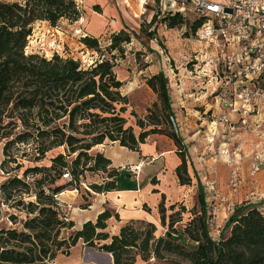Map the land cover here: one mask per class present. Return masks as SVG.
<instances>
[{
    "label": "trees",
    "instance_id": "obj_1",
    "mask_svg": "<svg viewBox=\"0 0 264 264\" xmlns=\"http://www.w3.org/2000/svg\"><path fill=\"white\" fill-rule=\"evenodd\" d=\"M81 17L78 0L0 1V145L4 156L0 172L9 174L0 184V220L4 208L16 210L7 217L15 226L0 228V264H52L58 253L69 254L68 250L79 240L93 247L103 241L99 249L111 255L112 264H135L138 255L144 260L171 258L175 264H264V214L260 208L239 207L226 224L229 234L214 240L201 185L199 211L182 233L174 226L182 221L185 206L174 203L169 209L173 211L180 205V210L167 216L162 200L161 223L168 225L164 236L155 237L152 223L144 222L147 228L143 230L132 221L110 238L106 231L112 217L109 210L100 213L95 222H85L74 234L61 236L74 222L63 214L58 195L70 187L81 189V178L85 179L86 172L106 175L104 183L90 184L94 193L116 188L120 169L113 168L102 152L94 151L106 140L139 151L149 135H167L179 148L177 178L181 185L191 183L186 145L169 120L175 113L163 71L146 80L161 102V113L151 114L147 123L138 120L142 130L138 135L127 125L124 113L128 98L122 94L123 82L114 70V55L108 54L113 50L123 53V43L131 41L128 32L122 29L113 33L105 50L98 38L83 37L82 42L101 55L87 67L80 60L58 53H26L35 23L55 26L62 20L75 22ZM203 21L204 17H198L192 23V35ZM155 22L156 15L150 23ZM162 23L174 29L183 27L186 20L180 11H170L163 15ZM164 123L170 129L163 127ZM22 159L30 164L25 165ZM66 174L71 180L62 182ZM89 205L91 201L84 208Z\"/></svg>",
    "mask_w": 264,
    "mask_h": 264
},
{
    "label": "rangeland",
    "instance_id": "obj_2",
    "mask_svg": "<svg viewBox=\"0 0 264 264\" xmlns=\"http://www.w3.org/2000/svg\"><path fill=\"white\" fill-rule=\"evenodd\" d=\"M0 1L13 2L19 0ZM126 1L78 0L82 17L75 22L62 20L55 26L47 22L35 23L32 34L29 36L26 53H41L46 56L58 53L63 57L80 60L83 66L87 67L96 60H99L101 55L97 51L89 49L82 42L83 37L89 34L98 38L100 47L105 50L111 43L113 33H118L122 29L128 32L131 35V41L123 43V53L113 50L108 55H114L113 60L116 61L114 70L118 79L123 82L121 88L122 94L128 98L127 110L124 113L127 125L132 126L137 135L142 131L137 124L138 120L144 119L145 123H147L151 120L149 118L151 114L159 115L161 113V102L146 84V80L151 75L159 72L156 68L158 63L165 67L167 70L166 75H168V93L175 113L174 117H170L169 120L172 123V129L181 135L186 145L188 173L191 179V183L186 185H181L178 179L180 186H191L187 201L177 202L183 204L186 208L185 212L181 215L182 221L177 222L174 226V229L182 233L187 222L194 216V213L199 211V185L203 187L207 205L213 204L215 195L204 190L205 184H203V181L215 180L217 191L220 192V195L225 196L222 189L226 187L235 189L230 185L232 168L240 167V164L237 163L236 166L233 160L235 154H239L242 158L246 159V162L250 160V156L253 160L255 154L262 155L264 160V142H262L264 141V117H249L252 113L258 115V109H262L264 105L259 104L258 101H249L247 105L253 112L243 114L239 111L241 115H238L233 120H231V117L230 119L227 117L228 120L224 121L217 113L215 115H212L211 112L202 114V111L206 107V102L210 103L212 101L214 104L216 103L215 96H218L221 103L219 104L223 105V101L220 99L218 93L219 91L216 92L215 85L211 88L212 96L204 90V93L196 94L195 98L188 91L189 81L195 83L204 82V76L199 75V73L194 72L188 75L187 70L192 72L195 69V66L191 68V65L197 63L200 65L203 59H206V61L216 59L215 57L218 55L214 47L205 43V41L199 40L196 33L192 35L190 32L192 23L202 16L198 14L191 2L178 0V3L183 1L185 4L182 14L185 17L186 23L183 27L165 29L163 28L165 24L162 23V19L167 11L166 9H168L169 0H145L142 5L140 4V0ZM128 4L130 5L129 7ZM111 8L115 10V16L105 13L107 9ZM134 12H137L135 15L136 17L138 16L135 19L132 18ZM155 15L156 22L151 24L150 22ZM115 21L116 24H114ZM116 25H119V27H116ZM176 63H181L183 68L186 66L184 74L179 75L178 71L174 69ZM150 65H156V67L150 70L148 68ZM197 71L200 72L201 69L198 68ZM155 103L158 104V107L154 106ZM254 103H257V105ZM241 104L243 103L240 101L237 103V105ZM196 111L199 113H196ZM214 120L217 123L212 124ZM162 121L165 122L164 119ZM163 127L170 129L169 125L165 123ZM150 136H156L172 147L175 145L174 141L165 134H151L147 139ZM255 140L262 143L259 145L260 148L256 146L251 151L246 150L245 145H254ZM106 141L108 145L112 142L110 140ZM1 146L2 144L0 145V162L4 157ZM98 147L99 145L94 147V151H99ZM175 149L179 156L178 146L175 145ZM226 149H229V152L224 153L223 151ZM22 161L25 165L30 164V161L26 159H22ZM195 165L198 167L196 171ZM11 167H13V164ZM12 173L15 174L17 172L14 171ZM8 175L3 173V171L0 172V184ZM255 175H252L251 171L249 172V178L255 177ZM105 177L106 175L102 173L86 172L85 179L81 178V189L76 190L70 187L58 195L57 199L68 221L71 220L72 215H76V212L80 213V209H84V205L92 201L94 192L90 188V184H102L106 181ZM70 180L71 177L66 174L62 182ZM237 183L238 176L235 186H237ZM225 203L221 204L219 211L216 212V217L222 210H228L229 206H226ZM171 205L166 208L167 216L174 211L180 210V205L176 206L175 210H170ZM14 211L16 210L12 208H4L0 220V228L15 226L7 219L8 213ZM261 212L264 214V210H261ZM20 216H24V214ZM166 223H169V217H167ZM134 225L143 230L147 228L143 221H136ZM217 225L216 218L212 221L209 220L210 232L218 237L219 232L217 230H220V228ZM155 227V237H159L162 234L164 236V231L168 230V225L163 226L161 221L160 225ZM76 231L74 227L66 228L62 231L61 236L68 237ZM113 232V229L109 228L110 238L114 235ZM102 243L103 241H97V246L93 247L79 240L76 244L78 245L76 249L71 247L68 250L69 254L58 253L57 259L51 263L86 264L92 263L90 260H96V264H109L107 253L99 249ZM135 264L175 263L172 262L171 258L170 260H157L154 257H150L144 260L138 255Z\"/></svg>",
    "mask_w": 264,
    "mask_h": 264
},
{
    "label": "crops",
    "instance_id": "obj_3",
    "mask_svg": "<svg viewBox=\"0 0 264 264\" xmlns=\"http://www.w3.org/2000/svg\"><path fill=\"white\" fill-rule=\"evenodd\" d=\"M129 6L128 4V7ZM105 13L115 16V10L112 8L107 9ZM135 13L137 12H134L132 16L133 19L138 17H136ZM114 24H116V21ZM116 27H119V25H116ZM163 28L167 29L165 25H163ZM217 65V62L210 64L206 59H203L200 65H198V63L191 65V68L195 66V69L192 72L187 70L188 75L194 72L199 73V75L204 76V82L195 83L189 81L190 85L188 91H190V95L196 98V94L199 95V93H204V90L210 94V96L213 95V93H211V88L215 85L213 79L217 73ZM182 66L181 63H176L174 65V69L178 71L179 75L185 73L184 70L186 66L184 68ZM154 67H156V65H150L148 68L153 70ZM156 68L159 72L163 71L165 75L167 74V70L163 65L158 63ZM198 68L201 69L200 72L197 71ZM167 76L168 75H166V77ZM215 99V104L212 101L210 103L206 102V107L202 111V114L211 112L212 115H215V113H217L220 115L219 117H228L229 119L231 117V120L241 115L239 112L230 110L224 105H220L221 103L219 102L218 96H215ZM196 113L199 112L196 111ZM257 113L258 115L252 113L249 117H264V107L262 109L259 108ZM261 119L263 120V118ZM215 122L216 120H214L212 124ZM146 139L145 142L140 145L139 151L129 150L121 146L118 142H110L108 145L107 141H105L103 144L99 145L98 150L111 160V166L113 168L120 169V174L115 180V190L94 193L91 205L84 209H80V213L76 212V215H72L71 221L74 222L73 227L76 228V230H80L87 221L95 222L97 216L105 210H109L112 213V217L107 221L108 230L106 229V231L109 233V228H112L114 235L117 234L124 225L132 221L150 222L155 226H159L161 221L159 204L162 200L166 208L171 204L187 201L191 186H180L178 183L176 168L181 163V160L176 153L175 145L172 147L156 136H150L147 140ZM260 144L262 143L255 140L254 145H245V149L251 151L256 146L258 148ZM223 152H229V149ZM238 156L240 155L235 154V157H233L235 165L237 163L240 164V167L237 165V167H235L238 173L237 186L234 187L235 189L227 187L222 189L226 197L225 205H233L232 212H235V210L243 205L256 206L264 210V160L261 169L256 173L255 177L249 178L252 162L251 156L248 162H246V159ZM194 168L196 171L198 168L197 165H195ZM199 175H201V173H199ZM121 179L122 181L120 182ZM203 182V184L206 183V181ZM204 190L208 191L206 187H204ZM232 212L222 210L216 217L217 226L220 230H217V232H219L218 237L210 232V236L214 240L226 237L229 234L230 227H225L228 219L233 214ZM165 232L167 231H164V234ZM106 241L109 242L110 238ZM77 246L78 245L73 248L76 249Z\"/></svg>",
    "mask_w": 264,
    "mask_h": 264
},
{
    "label": "built area",
    "instance_id": "obj_4",
    "mask_svg": "<svg viewBox=\"0 0 264 264\" xmlns=\"http://www.w3.org/2000/svg\"><path fill=\"white\" fill-rule=\"evenodd\" d=\"M186 1L191 2L198 14L204 17L203 24L196 31L198 39L218 52L216 59L208 62L218 63L213 81L223 105L243 114L253 112L247 105L249 101L264 105V0ZM184 6L183 1L169 0L166 10L182 13ZM239 101L243 104L237 105ZM221 119L226 121L227 117ZM262 165V155L255 154L251 162L252 175ZM237 176V169H232V187L236 185ZM205 187L215 195L213 204L208 205L212 221L221 204L226 202V197L217 191L215 180L206 181ZM228 211L232 212L233 206H229Z\"/></svg>",
    "mask_w": 264,
    "mask_h": 264
},
{
    "label": "water",
    "instance_id": "obj_5",
    "mask_svg": "<svg viewBox=\"0 0 264 264\" xmlns=\"http://www.w3.org/2000/svg\"><path fill=\"white\" fill-rule=\"evenodd\" d=\"M186 242V241H185ZM107 258H108V260H109V264H112V257H111V255L110 254H108L107 253ZM91 262H95V264H96V260H90Z\"/></svg>",
    "mask_w": 264,
    "mask_h": 264
},
{
    "label": "bare ground",
    "instance_id": "obj_6",
    "mask_svg": "<svg viewBox=\"0 0 264 264\" xmlns=\"http://www.w3.org/2000/svg\"><path fill=\"white\" fill-rule=\"evenodd\" d=\"M144 3V0H140V4L142 5ZM108 259V258H107ZM108 262H109V260H108Z\"/></svg>",
    "mask_w": 264,
    "mask_h": 264
}]
</instances>
